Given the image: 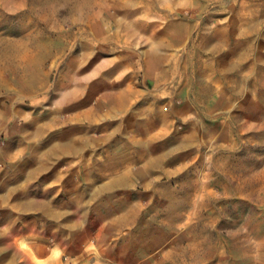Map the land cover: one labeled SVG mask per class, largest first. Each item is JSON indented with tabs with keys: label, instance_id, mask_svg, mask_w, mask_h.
<instances>
[{
	"label": "rangeland",
	"instance_id": "1",
	"mask_svg": "<svg viewBox=\"0 0 264 264\" xmlns=\"http://www.w3.org/2000/svg\"><path fill=\"white\" fill-rule=\"evenodd\" d=\"M114 61L145 92L109 112L129 179L83 190L55 264H264V0H0V145L74 105L106 113L91 75L111 87ZM18 248L2 264H43Z\"/></svg>",
	"mask_w": 264,
	"mask_h": 264
},
{
	"label": "crops",
	"instance_id": "2",
	"mask_svg": "<svg viewBox=\"0 0 264 264\" xmlns=\"http://www.w3.org/2000/svg\"><path fill=\"white\" fill-rule=\"evenodd\" d=\"M114 63L111 87L106 90L102 87V67L91 75V80L97 79L95 93L106 102V113L82 111L74 105L62 115L49 113L40 122L30 120L37 126L27 130L21 143H14L10 136L0 145V264L2 260H18L20 242L25 245L27 261L60 262L69 234L82 227L83 190L87 198L112 194L116 180L129 179L122 172L116 176L112 169L115 161L122 162L119 159L124 154L115 156L111 151L115 127L108 124L114 125L116 117L109 112L119 116L129 107L139 110V103H132L145 92L134 87L130 68ZM74 80L59 98V105L66 106L78 93ZM144 139L138 135L125 149L144 150ZM19 228L24 232L19 233ZM39 239L47 240L42 245L48 247L40 246ZM8 251L14 256L3 259Z\"/></svg>",
	"mask_w": 264,
	"mask_h": 264
}]
</instances>
